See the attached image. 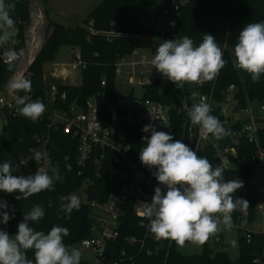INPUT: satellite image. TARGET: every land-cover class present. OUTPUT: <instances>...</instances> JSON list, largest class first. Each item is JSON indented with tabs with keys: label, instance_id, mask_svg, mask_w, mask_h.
<instances>
[{
	"label": "trees",
	"instance_id": "16d2710c",
	"mask_svg": "<svg viewBox=\"0 0 264 264\" xmlns=\"http://www.w3.org/2000/svg\"><path fill=\"white\" fill-rule=\"evenodd\" d=\"M5 3H14L11 10V18L15 22L18 35L15 40L0 46V91L4 90L20 63L22 56L11 68L4 62V52L14 48L17 52L26 51L25 28L31 19L30 0H5ZM157 6L154 0H102L85 18L82 24L66 26L57 21L50 20L49 26L52 33L46 40L41 50L28 67L31 74L32 91L37 100L44 102V68L45 65L55 61L56 54L62 46L78 48L82 53L85 68L81 72V83L78 85L59 84V95L56 107L67 108L75 105L80 109H86L89 99L95 97L96 105L104 126H113L123 131L133 151L137 152L143 146L142 137L151 133L142 131L145 125H130L121 122L120 101L116 94L115 68L121 57L130 55L135 49L156 50L160 41V33L157 26H151L146 22L148 14ZM144 21V23H142ZM91 22L90 24H88ZM175 27L170 26L166 36L171 39H179L185 35L191 37L198 45L202 42L204 34H212L223 51L225 66L220 70L217 79L208 82V87L213 88L216 96H220L231 84L238 89V97L242 100L249 98L252 101L264 104V76L259 82H254L250 74L236 69L234 47L238 43L240 30L248 23L264 22V0H188V4L181 9L180 16L176 19ZM116 33L118 36H108L107 33ZM122 35H125L121 37ZM156 45H155V44ZM225 46V47H224ZM105 81L103 87L101 82ZM161 83L156 81L153 86H147L144 97L165 104L178 105V98L174 90L168 89L164 94L160 93ZM61 93H66V99L59 101ZM116 106L118 120L112 119L111 107ZM171 123L174 139H180L186 143V129L184 117L177 110L171 111ZM48 112L45 110L37 121L20 115L9 114L3 126V144L0 148V164L5 161L12 163L14 175L35 174V169H14L13 163L31 149L39 147L44 134L48 135L47 150L52 163L62 176L54 180L53 190L42 191L26 200H17L18 192L11 194L0 192V201H6L10 206L9 215L12 217L7 225L0 224V229L15 234L18 224L23 220L24 213L31 210L34 205H41L45 210V216L36 224L29 221V226L47 233L53 225L67 227L70 235L64 238L66 246L76 245L82 239L91 234L93 225L92 203H103L108 200L111 193L125 194L128 181L114 173V155L106 153L100 176L95 178L93 185L86 188L87 202H80L78 210H73L70 218L60 211V197L73 194L82 187L84 177L79 175L80 167L77 163L78 139L65 134L61 128L50 127ZM262 145L264 146V130L260 132ZM192 148V147H191ZM193 149V148H192ZM255 147L247 146V159H245L248 171L255 168L249 159L250 153ZM240 153V158L245 155ZM198 156L207 158L212 162L211 152L202 149ZM209 155V157L207 156ZM211 155V156H210ZM70 165V170L67 166ZM239 165V164H238ZM142 170L147 177L158 182L148 167L142 165ZM239 168H232L225 175L226 181L235 179ZM91 175L92 172H89ZM238 198L248 201L249 206L244 211H236L232 219L252 220L256 213L255 193H242L239 189L235 193ZM125 201L120 218L119 237L107 246L106 253L109 260H120L121 253L126 251L136 256V264H264V235L254 233L252 241L247 242L240 236V254L236 261H232L225 252H214L205 249L202 254L184 255L178 251L177 243L172 240H156L150 232L147 234L145 226L140 224L139 218L134 212V196L125 194ZM14 209V213L11 211ZM3 211V209H0ZM241 233V232H240ZM134 237L137 242L130 244L128 238ZM151 252L148 255L147 252ZM28 259L34 262V252H27ZM260 259V263L256 262ZM80 264H90L81 260Z\"/></svg>",
	"mask_w": 264,
	"mask_h": 264
},
{
	"label": "clouds",
	"instance_id": "9594fccd",
	"mask_svg": "<svg viewBox=\"0 0 264 264\" xmlns=\"http://www.w3.org/2000/svg\"><path fill=\"white\" fill-rule=\"evenodd\" d=\"M14 3L0 0V46L9 43L13 36L15 22L10 12ZM175 27V22H171ZM24 55L23 50L8 49L4 52L5 62L11 66ZM234 67L250 74L254 82L264 76V22L248 23L239 32L238 43L234 47ZM153 68L168 80L183 88L187 84H203L212 81L225 66L223 51L212 34H204L202 42L196 45L185 35L179 39L165 40L156 48L151 60ZM8 87L14 92L30 93L31 81L23 76L11 81ZM16 104L22 107L19 112L32 121L39 120L45 112L40 100H29L27 95L16 97ZM212 108L202 102L193 105L188 116L193 125H198L202 135L219 140L230 132L221 124L218 117L211 114ZM150 136L142 137L143 146L139 159L152 171L158 181L150 203H142L140 215L146 218L148 230L156 240H172L183 246L186 242L202 244L210 236L232 225V214L244 211L248 201L235 196L243 187L238 179L224 180V169L215 168L207 158L200 157L188 144L165 131H157L149 123L142 129ZM39 162L42 153L35 151L28 158ZM24 161V163H27ZM70 170V165L67 166ZM59 174L55 176L59 180ZM54 179L43 169L35 174L14 175L12 163L0 164V192H18L17 200H26L42 191L53 190ZM60 211L70 218L73 210L80 207V199L75 194L61 196ZM0 224L7 225L12 218L10 206L0 201ZM14 213V209H11ZM45 216L41 205H34L24 213L15 234L0 229V264H80L81 251L69 248L64 238L70 235L67 227L53 225L45 233L29 226V221L38 223ZM34 252V262L28 259L27 252Z\"/></svg>",
	"mask_w": 264,
	"mask_h": 264
},
{
	"label": "built area",
	"instance_id": "2783aa9c",
	"mask_svg": "<svg viewBox=\"0 0 264 264\" xmlns=\"http://www.w3.org/2000/svg\"><path fill=\"white\" fill-rule=\"evenodd\" d=\"M157 6L152 9L146 18V22L151 26H157L160 33L157 37L158 41L163 42L169 40L166 32L171 26V22L176 21L180 16L181 9L188 4V0H154ZM92 24V23H91ZM18 35V30L14 28L12 40H15ZM108 36H118L112 32L107 33ZM125 35L121 34V37ZM155 44V43H154ZM156 45V44H155ZM225 47V46H224ZM14 49V48H10ZM15 50V49H14ZM141 49H135L130 55H139ZM153 51L152 49H149ZM153 52H156L153 51ZM121 57L116 63V76L122 75L123 66L128 63ZM5 62L6 57H3ZM132 70L128 73L132 84L153 86L156 81H160V93L164 94L168 89L174 90L178 98V105L165 104L154 101L150 98H145L144 94L140 100L133 98L130 95L132 103H140V108L134 107L127 109L125 102L121 101V122L130 125H148L153 124L157 131H165L172 135L171 111L177 110L184 117V125L186 129V144L193 148L197 153L202 149H208L211 152L212 158L207 155L212 162L213 167L220 166L224 169L223 175L228 174L232 168H239L240 171L235 174V179L243 182V187L240 189L242 193L254 192L255 196L259 192H264V187L260 186L264 182V146L260 138V132L264 130V104L259 103L258 109L251 108L255 102L249 98L241 100L238 97V89L235 84H231L218 97L215 94L214 87H208V82L203 84H185L183 88H178L176 84L168 80L159 73L146 57H142L139 62L130 63ZM85 63L82 60L81 50L75 48L72 52V61L67 64H62L60 76L56 80L46 81L45 110L48 112L50 127L61 128L65 134L72 135L78 139L77 163L80 167L79 175L84 177V182L80 189L91 186L95 182V178L100 176V169L103 167L106 153L114 155L115 169L114 173L127 180L129 183L125 189V194L134 196V212L139 218L140 224L148 230L149 221L140 215L142 211V203H150L152 188L161 186L158 182H154L147 177L142 170V163L139 159V151L135 152L131 144L127 140L126 134L119 131L113 126H104L101 122L100 114L96 105L95 97L87 102L86 109H80L75 105L67 108L56 107L59 95V84H72L77 78V74L81 73L85 68ZM53 69H56L55 67ZM23 76L29 80V76L25 73H20L18 77ZM218 76V75H217ZM217 76L215 79H217ZM18 77H13L12 80ZM68 81H70L68 83ZM104 87L105 81L101 82ZM29 100H37L35 93L31 90L30 93L14 92L8 86L0 91V114L5 120L8 115H20L19 108L22 107L16 104V97L25 96ZM66 99V93H61L59 101L63 102ZM91 100L93 103H91ZM235 100L238 102L239 109L234 112H229L224 108V103H229ZM208 103L211 108V114L218 117L221 124L230 135L222 139H215L213 136L202 135L198 125H193L189 119L188 112L195 104ZM118 112V111H117ZM238 114H241L240 116ZM116 122V121H115ZM48 135L44 134L39 147L33 148L26 155L20 156L15 164L17 169H43L49 175L55 176L57 170L52 163L49 152L47 150ZM254 146L255 149L250 153V161L254 163L255 168L248 171L245 159H247V146ZM140 150V149H139ZM35 151L42 153V159L39 162L29 159ZM240 153L245 154L240 158ZM210 155V156H211ZM24 163V161H27ZM239 164V165H238ZM89 172H92L90 175ZM59 174V173H58ZM59 177L62 176L59 174ZM59 178V179H60ZM162 187V186H161ZM86 194V193H85ZM125 194L111 193L108 200L103 203H92L93 225L91 234L82 239L79 243L83 248L92 250L98 257V264H103V259L107 256L105 264H136V256L130 255L126 251L121 253L120 260H109V255L106 253L107 246L110 242L115 241L119 237L120 218L123 213L122 208L125 201ZM263 206H258L256 211H261ZM246 219L237 220L236 224L242 236L251 242L254 233L256 232L246 228ZM130 244L137 242L136 238H128ZM217 244L222 243V237L215 238ZM151 255V252H147ZM260 263V259H256Z\"/></svg>",
	"mask_w": 264,
	"mask_h": 264
},
{
	"label": "rangeland",
	"instance_id": "374dc122",
	"mask_svg": "<svg viewBox=\"0 0 264 264\" xmlns=\"http://www.w3.org/2000/svg\"><path fill=\"white\" fill-rule=\"evenodd\" d=\"M102 0H30L31 2V14L32 20L30 19L29 24L25 28V44L26 51L22 57L19 68L24 67L28 62L32 63L37 53L41 50L42 46L49 38L52 33L53 28L49 26V21H57L66 26H76L82 24L85 21V18L91 13V11L101 2ZM89 22L88 24H90ZM75 48H73L74 50ZM156 52H153L149 49H141L139 55L125 56V60L128 63L122 68V75L116 76L115 87L116 94L119 98V101L125 102V107L127 109H132L134 107L140 108V103H132L130 95H133V98L140 100L144 94V87L142 85L132 84L129 79L128 73L132 70V62H139V60L144 56L147 60H152ZM72 61V47L62 46L58 53L56 54L55 61L52 63H69ZM50 63H48L44 69H48ZM17 68V67H16ZM18 68V69H19ZM17 69V70H18ZM19 71L14 70L8 85L13 81V77H18L20 75ZM29 77L31 74L27 70L23 72ZM45 73V70H44ZM70 81H68L69 83ZM74 85L81 83V73L77 74V78L72 81ZM7 85V86H8ZM6 86V87H7ZM91 103L93 101L91 100ZM229 112H234V110L239 109L238 102L235 100L230 101L229 103L223 104ZM251 108L258 109L259 103L254 102L251 105ZM239 116L241 114H238ZM242 116V115H241ZM5 118L0 114V148L3 144V126ZM14 169H17L16 164L13 163ZM264 187V182L260 184ZM154 189L152 188V194H154ZM77 195L80 199V202H87V196L84 192V188L73 193ZM152 198V197H151ZM256 208L258 206H263L261 211L257 210L253 219L245 220L246 228L251 231L261 232L264 231V192H258L255 197ZM237 220L232 219V225L230 228H225L221 224V230L216 234L210 236V238L202 244L186 242L183 246L177 245L178 251L184 255H196L202 254L205 249L214 251V252H225L228 254L229 258L232 261H236L240 254V236L241 233L236 224ZM217 236L222 237V243L217 244L215 238ZM69 248L75 247L78 248L82 255L81 260L87 261L90 264H98L99 260L96 254L92 250L83 248L79 243L76 245H69Z\"/></svg>",
	"mask_w": 264,
	"mask_h": 264
},
{
	"label": "crops",
	"instance_id": "0c3cea01",
	"mask_svg": "<svg viewBox=\"0 0 264 264\" xmlns=\"http://www.w3.org/2000/svg\"><path fill=\"white\" fill-rule=\"evenodd\" d=\"M30 12H31V2H30ZM31 20H32V14H31ZM72 52H73V48H72ZM21 61H20V63H21ZM20 63L18 64V66L16 68V71H19V72H25V70H27V68L31 64V63L28 62L24 67H22L20 69L19 68ZM62 64H67V63H52V62H50V65H49L48 69H44L45 70V73H44V76H43L44 85H45L46 81H50V80H54V79L56 80V78L58 79V77L60 76V73H59L60 72V69L58 67H61ZM54 67L56 69H53ZM45 90H46V85H45Z\"/></svg>",
	"mask_w": 264,
	"mask_h": 264
},
{
	"label": "water",
	"instance_id": "95a60500",
	"mask_svg": "<svg viewBox=\"0 0 264 264\" xmlns=\"http://www.w3.org/2000/svg\"><path fill=\"white\" fill-rule=\"evenodd\" d=\"M142 23H144V21ZM111 113H112L113 121H117L118 120V112H117V107L116 106H112L111 107ZM106 261H107V256L103 259L102 263L105 264Z\"/></svg>",
	"mask_w": 264,
	"mask_h": 264
}]
</instances>
